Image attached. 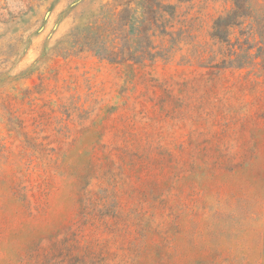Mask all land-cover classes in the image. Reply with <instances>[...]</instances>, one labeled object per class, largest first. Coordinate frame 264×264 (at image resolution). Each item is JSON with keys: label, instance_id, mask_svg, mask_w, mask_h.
<instances>
[{"label": "rangeland", "instance_id": "rangeland-1", "mask_svg": "<svg viewBox=\"0 0 264 264\" xmlns=\"http://www.w3.org/2000/svg\"><path fill=\"white\" fill-rule=\"evenodd\" d=\"M235 7L0 0V264H264V0Z\"/></svg>", "mask_w": 264, "mask_h": 264}, {"label": "trees", "instance_id": "trees-1", "mask_svg": "<svg viewBox=\"0 0 264 264\" xmlns=\"http://www.w3.org/2000/svg\"><path fill=\"white\" fill-rule=\"evenodd\" d=\"M234 3H235L236 7L232 13L233 20L227 24L229 26L241 24L239 22V18L242 17V9H243L244 0H234ZM220 22H221V19H219L215 25L216 32L214 33V36L218 37L222 41H227L226 37L222 36V32H224V28L219 24ZM225 32L227 33L228 31H225ZM226 33H225V36H226ZM228 34H229V32H228ZM228 34H227V36H228ZM149 55H150L151 59L154 58V55H151V54H149Z\"/></svg>", "mask_w": 264, "mask_h": 264}]
</instances>
